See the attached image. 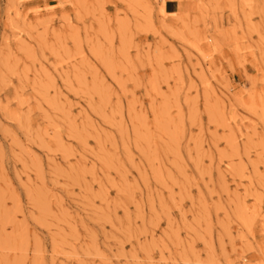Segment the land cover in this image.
Wrapping results in <instances>:
<instances>
[{"label":"rangeland","instance_id":"obj_1","mask_svg":"<svg viewBox=\"0 0 264 264\" xmlns=\"http://www.w3.org/2000/svg\"><path fill=\"white\" fill-rule=\"evenodd\" d=\"M0 264H264V0H0Z\"/></svg>","mask_w":264,"mask_h":264},{"label":"bare ground","instance_id":"obj_2","mask_svg":"<svg viewBox=\"0 0 264 264\" xmlns=\"http://www.w3.org/2000/svg\"><path fill=\"white\" fill-rule=\"evenodd\" d=\"M162 12L165 14H169L168 12L165 11V2L162 4Z\"/></svg>","mask_w":264,"mask_h":264}]
</instances>
